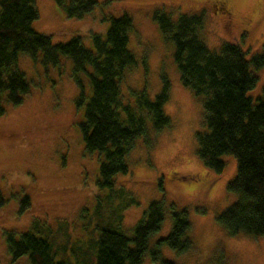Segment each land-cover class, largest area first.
<instances>
[{"label":"rangeland","instance_id":"rangeland-1","mask_svg":"<svg viewBox=\"0 0 264 264\" xmlns=\"http://www.w3.org/2000/svg\"><path fill=\"white\" fill-rule=\"evenodd\" d=\"M96 1L91 12L74 19L53 0H35L38 16L31 27L52 43L79 37L93 51L92 37L104 38L108 17L129 16L127 49L134 64L123 71L120 99L135 109V94L144 91L153 99L165 77L169 98L162 110L170 125L154 133L146 117V136L137 138L125 157L127 173L113 177V188H101L98 154L84 150L79 130L84 107L75 104V80L88 93L87 76L73 73L65 56L56 65H44L41 52L36 60L18 53L16 68L29 90L17 106L3 101L0 116V264H30L27 257L10 262L4 240L5 232L27 231L47 240L56 261L63 255L69 264H95L100 230L130 238L151 202L162 203L163 220L149 237L148 250L170 232L172 209L185 211L189 222L185 237L190 249L179 254L162 245L163 259L174 264H264V236H229L216 221L237 198L226 189L236 160L223 155L224 168L216 173L198 159L195 135L204 131L202 96L181 85L173 45L151 18L160 9L173 21L179 14L202 13L198 36L210 51L230 42L250 59L264 53V0H224L223 6L216 0ZM252 71L257 84L248 96L255 101L264 85V65ZM24 197L28 204L20 210ZM141 264L156 263L146 252Z\"/></svg>","mask_w":264,"mask_h":264},{"label":"trees","instance_id":"trees-1","mask_svg":"<svg viewBox=\"0 0 264 264\" xmlns=\"http://www.w3.org/2000/svg\"><path fill=\"white\" fill-rule=\"evenodd\" d=\"M35 0H0V116L3 101L11 106L21 104L29 87L16 68L18 53L36 60L41 52L44 65H56L60 56L70 59L73 73L87 76L89 92L75 80L79 94L76 106H83L79 125L84 150L97 153L101 188H113V177L127 173L125 157L133 142L146 136L148 117L154 133L170 125L163 113L169 98V83L162 77L159 92L149 99L144 91L135 94V109L120 99L119 84L123 71L134 64L127 49L132 29L129 16L108 17L104 38L93 35V51L84 48L79 37L66 43H52L50 36L35 32L31 25L37 19ZM67 18L80 19L97 5L96 0H53ZM151 18L162 37L173 45V62L183 87L202 96L204 131L195 135L196 155L208 169L220 173L223 155L236 160L233 178L226 189L236 193V200L216 217L229 236L239 233L264 236V85L255 101L248 96L257 84L253 73L264 65V53L247 59L238 44L223 42L210 51L198 36L203 18L200 14H179L173 21L163 10H154ZM27 197L20 210L27 206ZM171 229L148 250L149 237L157 232L163 220V205L148 204L145 213L129 238L115 230L101 229L95 241V264H141L146 252L156 264H174L161 257L162 245L187 252L191 245L185 237L189 222L185 211L170 212ZM10 262L27 257L30 264H69L67 257L56 261L46 239L30 232H5Z\"/></svg>","mask_w":264,"mask_h":264},{"label":"flooded vegetation","instance_id":"flooded-vegetation-1","mask_svg":"<svg viewBox=\"0 0 264 264\" xmlns=\"http://www.w3.org/2000/svg\"><path fill=\"white\" fill-rule=\"evenodd\" d=\"M216 2L217 3L219 2L220 6H223L222 4H224V0H216ZM216 2H215V4H217ZM219 5H218V8H219ZM215 13H217V11Z\"/></svg>","mask_w":264,"mask_h":264}]
</instances>
